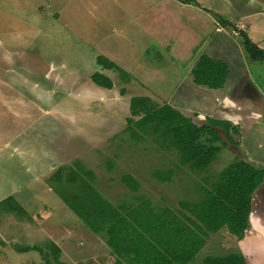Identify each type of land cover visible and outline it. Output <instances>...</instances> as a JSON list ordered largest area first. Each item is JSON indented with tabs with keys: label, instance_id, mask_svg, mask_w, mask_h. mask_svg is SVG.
I'll list each match as a JSON object with an SVG mask.
<instances>
[{
	"label": "rangeland",
	"instance_id": "374dc122",
	"mask_svg": "<svg viewBox=\"0 0 264 264\" xmlns=\"http://www.w3.org/2000/svg\"><path fill=\"white\" fill-rule=\"evenodd\" d=\"M133 1L0 0V200L12 195L28 214L0 209V264H47L46 258L51 264H114L105 232L90 231L55 192L52 173L60 166L77 163L92 171V185L115 206H135L142 196L155 210L176 211L180 202L199 203L233 161L227 143L206 168L194 169L180 164L177 149L126 129L132 96L163 102L161 95L184 73L177 61L179 72L160 78L164 66H156V56L134 63L164 47L131 23ZM258 37L264 45V35L253 34ZM99 54L135 81L99 65ZM95 72L113 86L94 83ZM155 171H170V180L161 181ZM125 174L136 180V191L122 182ZM236 238L227 227L209 232L189 264L240 253ZM48 243L60 248L57 257ZM32 245L44 253L19 251Z\"/></svg>",
	"mask_w": 264,
	"mask_h": 264
},
{
	"label": "trees",
	"instance_id": "16d2710c",
	"mask_svg": "<svg viewBox=\"0 0 264 264\" xmlns=\"http://www.w3.org/2000/svg\"><path fill=\"white\" fill-rule=\"evenodd\" d=\"M214 15L221 24L225 23L221 15ZM239 35L248 59L264 61V49L247 33L240 31ZM96 62L105 69L116 70L123 80L135 81L130 73L104 55H97ZM227 74L225 62L208 56H202L192 69L195 83L214 89L224 85ZM91 79L103 87L113 86L111 79L99 72L92 74ZM129 109L126 129L132 137L143 139L149 136L159 147L177 149L181 154L180 164L194 169L206 168L217 158L222 147L227 146L218 128L225 130L227 140L232 143L230 132L237 133V128L224 120L208 118L205 124L197 125L166 101L158 102L149 95L132 96ZM153 175L161 181H169L171 172L155 171ZM52 176L53 188L67 207L93 233L105 232L115 264H189L206 242L209 232L216 233L227 227L238 238L242 236L248 227L251 196L264 180V168H256L235 156L199 203L180 202L176 211L168 207L155 210L149 199L142 196L137 197L135 206H115L92 185V171L77 163L65 170L58 167ZM121 180L130 190L138 189L133 176L125 174ZM0 209L28 216L12 195L0 200ZM50 248L57 257L60 248L56 244H51ZM30 249L42 252L38 245L25 246L19 251ZM45 262L51 264L47 258ZM202 264L246 262L243 255L232 252L206 256Z\"/></svg>",
	"mask_w": 264,
	"mask_h": 264
},
{
	"label": "crops",
	"instance_id": "0c3cea01",
	"mask_svg": "<svg viewBox=\"0 0 264 264\" xmlns=\"http://www.w3.org/2000/svg\"><path fill=\"white\" fill-rule=\"evenodd\" d=\"M133 2L127 9L131 23L164 47L155 53L146 49L144 59L134 63L145 64L146 58L156 56V66H164L160 76L164 80L169 78L168 71L179 72L177 61L183 64L184 73L165 96L161 95L162 99L197 125L205 124L208 118L229 122L237 128L236 134L230 132L233 143L227 142L234 156L256 168H264V61L248 59L240 35H233L243 25L240 30L264 49L262 37L253 38V34L264 35L259 26L262 22L264 27V0ZM214 13L221 15L225 23L221 24ZM229 17L237 21L234 23ZM202 56L227 64L228 74L222 87L214 89L194 82L192 69ZM150 69L149 72L154 71ZM218 131L228 141L225 130L218 128ZM236 239L246 264H264V180L251 196L248 227ZM109 255L115 264L111 251Z\"/></svg>",
	"mask_w": 264,
	"mask_h": 264
},
{
	"label": "built area",
	"instance_id": "2783aa9c",
	"mask_svg": "<svg viewBox=\"0 0 264 264\" xmlns=\"http://www.w3.org/2000/svg\"><path fill=\"white\" fill-rule=\"evenodd\" d=\"M242 28H243V25L240 26L239 28H237L236 30H234V31H233V34H234L235 36H238V35H239V32L241 31L240 29H242Z\"/></svg>",
	"mask_w": 264,
	"mask_h": 264
}]
</instances>
